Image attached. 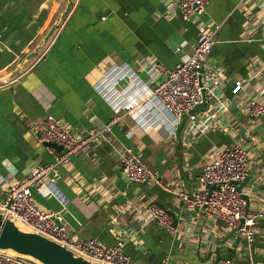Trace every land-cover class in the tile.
Listing matches in <instances>:
<instances>
[{
  "label": "crops",
  "instance_id": "obj_1",
  "mask_svg": "<svg viewBox=\"0 0 264 264\" xmlns=\"http://www.w3.org/2000/svg\"><path fill=\"white\" fill-rule=\"evenodd\" d=\"M71 1V11L59 21L68 7L65 0H0L1 200L8 186L55 160L57 152L39 142L33 125L51 116L78 136L107 124L115 116L114 106L124 104L148 82V76L138 71L140 63L155 60L173 70L191 54L200 33L196 20L178 19L171 6L176 0ZM242 1L210 0L201 17L205 30L217 40L212 57L223 72L226 95L234 80L249 76L252 63L264 61L263 30L248 29ZM56 24L50 40L18 72ZM177 48L182 49L180 54ZM230 102L227 116L241 129L246 120ZM148 118L125 117L114 126L112 139L141 153L164 183L190 195L207 157L234 144L222 122L196 144L185 146L186 136L179 142L165 127L144 124ZM248 179L243 192L249 208L264 211V147L261 152L253 148ZM57 185L68 201L66 208L55 197L38 192L34 199L44 210L60 215L69 237L99 239L107 247L123 239L124 253L136 264H217L222 259L230 264H248L250 259L264 264V217L249 248L240 234L225 230L223 221H208L174 192L131 182L123 174L118 153L107 143L63 166ZM141 194L168 210L181 233L150 224L137 240H130L126 230L119 236L110 221L115 218L122 230L132 227L118 210Z\"/></svg>",
  "mask_w": 264,
  "mask_h": 264
},
{
  "label": "built area",
  "instance_id": "obj_2",
  "mask_svg": "<svg viewBox=\"0 0 264 264\" xmlns=\"http://www.w3.org/2000/svg\"><path fill=\"white\" fill-rule=\"evenodd\" d=\"M209 2L210 0L173 2V10L180 9L184 21L198 22L200 33L191 54L182 58L173 70H168L155 60L140 63L138 71L148 76V82L124 104L114 106L115 116L107 124L78 136L66 123L51 116L32 126L42 145L61 146L65 153L57 154L54 162L37 166L23 181L8 186L4 198L0 199L1 214L28 232L41 235L94 264H136L124 253L123 239L117 246L107 247L99 239L70 238L64 228L55 221L56 218L61 219L60 215L42 209L34 199V193L38 192L55 197L62 208H66L68 201L57 185L61 168L73 158L89 155L95 152L97 146L107 143L118 153L123 174L131 182L159 186L168 192H174L179 201L190 210L200 212L208 221H223L226 231L238 229L237 233L251 248L258 233V221L264 217V211H251L249 200L245 199L244 192H240L238 187L248 179L253 148L261 152L264 147V61L257 60L252 63L249 76L234 80L230 95H226L223 90L226 86L222 80L223 72L212 57L217 44L216 37L208 33L205 24L201 22ZM241 6L248 29L254 31L258 26L262 28L264 48V0H243ZM170 16H174V13ZM216 29H219V26ZM181 51V48L176 49L177 54ZM204 101L209 105V110L194 113L189 117L182 137L185 139L186 136L185 146L196 144L218 122H222L226 132L232 134L234 144L216 155L207 157L192 195L175 184L164 183L144 162L141 153L112 139L114 126L128 116L141 121L149 116L144 124L163 126L170 136L175 138L184 116ZM230 101L235 102L238 113L246 120L241 129L240 123H232V119L227 116ZM216 112L220 114V118L215 115ZM242 130L246 138L243 137ZM125 132L128 137H132L129 129H125ZM50 151L55 153L54 149L50 148ZM118 213L126 218L132 227L120 229L115 218L110 221V225L119 236L126 230L130 240H137L150 224H156L172 234L181 233L169 211L158 206L145 194L123 205ZM0 264L40 263L18 254L11 255L0 251ZM217 264L230 263L222 259ZM248 264L255 263L250 259Z\"/></svg>",
  "mask_w": 264,
  "mask_h": 264
},
{
  "label": "water",
  "instance_id": "obj_3",
  "mask_svg": "<svg viewBox=\"0 0 264 264\" xmlns=\"http://www.w3.org/2000/svg\"><path fill=\"white\" fill-rule=\"evenodd\" d=\"M68 4L67 10L62 18L59 20H63L69 14L72 8V1L65 0ZM176 14L178 19L182 22L183 15L180 9L176 10ZM56 26H53L49 34L45 37L43 42L36 50L30 53L25 60L22 62V66L19 68L18 72L32 60L42 49V47L50 40L54 32L56 31ZM13 74V76L17 75ZM233 85V82L230 84ZM209 105L205 103V101L196 106L188 115L184 116L181 124L179 125L176 138L180 142L182 140V134L185 129L186 123L190 116L194 113L200 111H208ZM242 135L246 138L244 130H242ZM46 147L54 149L57 154H64L65 149L61 146L55 144H46ZM250 179H247L241 186L238 187L240 192L247 187L249 184ZM246 200H249V197L244 194ZM41 207V206H40ZM42 208V207H41ZM44 209V208H42ZM51 213V211L49 212ZM60 227H64L63 222L59 219H55ZM238 232V229L234 230L232 234ZM0 251H12L20 256H23L31 261L40 264H94L88 260H85L67 248L35 233H31L28 231L22 230L18 225H16L12 220L6 218L3 214L0 213Z\"/></svg>",
  "mask_w": 264,
  "mask_h": 264
},
{
  "label": "bare ground",
  "instance_id": "obj_4",
  "mask_svg": "<svg viewBox=\"0 0 264 264\" xmlns=\"http://www.w3.org/2000/svg\"><path fill=\"white\" fill-rule=\"evenodd\" d=\"M19 227L24 230V231H27V229L23 228L22 226L19 225ZM8 254H11V255H16V253L12 252V251H6ZM30 259V258H29Z\"/></svg>",
  "mask_w": 264,
  "mask_h": 264
}]
</instances>
